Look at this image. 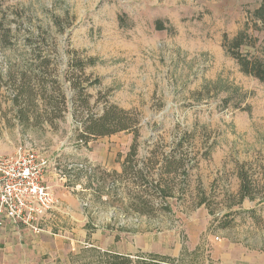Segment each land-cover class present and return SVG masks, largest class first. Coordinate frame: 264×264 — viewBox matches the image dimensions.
Masks as SVG:
<instances>
[{"label":"rangeland","instance_id":"obj_1","mask_svg":"<svg viewBox=\"0 0 264 264\" xmlns=\"http://www.w3.org/2000/svg\"><path fill=\"white\" fill-rule=\"evenodd\" d=\"M263 5L0 0V155L35 147L58 200L36 234L1 221L8 244H0V264H264V195L239 201L236 173L241 164L254 178L264 173V85L241 71L224 42L244 32L240 52L264 59ZM39 51L49 53V68L56 63L68 109L56 116L39 107L21 120L8 70L35 69ZM78 60L85 85L99 79L85 88L92 112L109 102L139 118L137 159L192 133L184 148L197 164L188 191L166 199L170 211L156 195L137 204L132 179L118 182L132 132L77 137L70 81Z\"/></svg>","mask_w":264,"mask_h":264},{"label":"trees","instance_id":"obj_2","mask_svg":"<svg viewBox=\"0 0 264 264\" xmlns=\"http://www.w3.org/2000/svg\"><path fill=\"white\" fill-rule=\"evenodd\" d=\"M260 16L264 20V16L262 14ZM224 38L227 50L239 64L241 71L258 79L264 85V59L254 56L248 57L240 52L245 42L244 32L236 34L229 40L226 36ZM34 52V48L29 51L32 55ZM37 53L39 54L40 63L35 65L36 70L33 67H26L25 71L17 74H12L11 69L8 70L11 85L15 87L13 88V101L18 106L17 116L21 120H28L27 112L35 108L39 109V107H44L46 113L47 111L56 113V116H61V112L68 109L66 104L68 99L61 82L60 73L55 68L56 63H54L53 69L49 68L51 63L49 53L43 54L40 51ZM95 62V58H89L86 64L93 66ZM75 63L78 70L72 69L70 84L73 89L71 96L72 114L79 119L80 126L77 137L87 143L97 136L132 132L133 139L122 162V172L118 182L125 183L132 179L131 183L134 186L135 196L140 200L136 202L137 204L148 205L152 202L151 196L156 195L165 203L162 204L163 209L170 211L166 199L173 198L176 194L183 196L188 191L189 171L197 164L195 155H192L191 150L184 148L185 143L187 145L191 144L192 133L185 131L176 135L174 140L169 143L171 146L169 151L159 153L151 151V156L137 159L140 121L136 113L131 110L126 111L114 103L109 104V102H106L100 112H92V107L88 105L85 88L97 84L99 79L96 77L88 85H85L84 82L88 81V77L84 73V65L86 64L81 60ZM60 104L65 105L64 108L59 107ZM48 108L51 109L47 110ZM84 109L87 110L85 114L83 113ZM154 168H156L155 174H153ZM236 173L239 178L237 193L239 201L245 198L252 200L257 195H264V173L261 179L254 178L245 169V164H241ZM101 183V187H103L106 183L104 177ZM202 203H205L204 197L201 198L198 204ZM137 211L145 212L141 206L137 207Z\"/></svg>","mask_w":264,"mask_h":264},{"label":"built area","instance_id":"obj_3","mask_svg":"<svg viewBox=\"0 0 264 264\" xmlns=\"http://www.w3.org/2000/svg\"><path fill=\"white\" fill-rule=\"evenodd\" d=\"M47 162L28 144L11 155H0V224L6 218L18 226L39 230L38 223L58 202L44 182Z\"/></svg>","mask_w":264,"mask_h":264},{"label":"crops","instance_id":"obj_4","mask_svg":"<svg viewBox=\"0 0 264 264\" xmlns=\"http://www.w3.org/2000/svg\"><path fill=\"white\" fill-rule=\"evenodd\" d=\"M47 177H48V175H47V174H44V177H43V178H44V182H45V180L48 179ZM47 181H48V180H47ZM58 193H61V195H60V199H63L64 192H60V191H59ZM57 196L59 197V194H57ZM46 217H47V216H46ZM46 217H45V218H46ZM23 228L26 229V230H28L29 232L33 233L32 230H31L30 228H28V227H24V226H23ZM33 234H36V233H33ZM7 239H8V238L6 237V235H5V236H1V237H0V244H1V243H3L4 245L8 244V242H5ZM249 259H250V258H243L242 260L247 261V260H249ZM229 262H231V261L229 260L228 263H229ZM232 264H233V263H232Z\"/></svg>","mask_w":264,"mask_h":264}]
</instances>
